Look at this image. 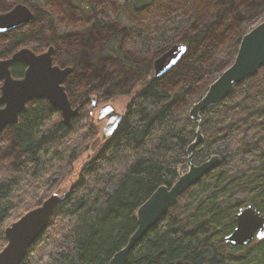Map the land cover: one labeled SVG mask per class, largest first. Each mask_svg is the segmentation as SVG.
Listing matches in <instances>:
<instances>
[{"label": "trees", "instance_id": "obj_1", "mask_svg": "<svg viewBox=\"0 0 264 264\" xmlns=\"http://www.w3.org/2000/svg\"><path fill=\"white\" fill-rule=\"evenodd\" d=\"M3 2L46 8L26 26L0 35L1 59L22 45L34 50L49 42L53 64L73 68L64 82L72 105L88 99L89 87L99 100L129 96L117 129L79 170L21 262L108 264L135 232L137 209L187 169L186 149L198 126L189 111L233 62L264 0H187L189 18L171 11L155 22V9L161 10L156 0ZM60 9L64 16L85 17L87 24L60 28L63 24L54 18ZM177 42L187 45L185 55L156 78L153 61ZM24 70L17 63L12 76L20 78ZM131 83L134 88L126 91ZM84 108L64 125L60 118L51 121L59 113L46 100H34L18 123L0 134V144L3 133L10 137L14 154L0 175V251L6 244V219L17 220L41 205L95 139ZM201 132L193 164L216 155L220 165L178 197L130 250L126 264H264V239L246 246L224 241L240 207L253 205L264 214V66L201 113ZM16 210L21 212L13 214Z\"/></svg>", "mask_w": 264, "mask_h": 264}, {"label": "water", "instance_id": "obj_2", "mask_svg": "<svg viewBox=\"0 0 264 264\" xmlns=\"http://www.w3.org/2000/svg\"><path fill=\"white\" fill-rule=\"evenodd\" d=\"M33 14L22 4L14 5L9 11L0 14V34L28 23ZM187 51V45L177 42L153 61V72L159 78L176 66ZM54 48L35 53L28 47L17 49L10 57L0 59V134L8 127L18 123L20 114L27 103L46 100L56 109L64 125H70L78 117L80 105L72 106L65 91L64 82L73 71L71 66L60 67L53 64ZM23 63V76H12L11 67ZM264 66V21L255 25L240 40L237 54L228 66L207 88L205 94L190 109L189 117L198 123L195 138L188 145L187 169L170 187L160 186L137 209V228L126 246L114 254L108 264H126L130 250L141 238L167 214L177 202L178 197L198 182L205 174L220 165L216 155L205 162L194 165L193 152L203 141L201 132V113L227 98L234 87L248 77L257 74ZM91 106H96V97H91ZM111 103L98 108L97 120L104 121L102 137L109 139L122 120ZM65 194L52 193L41 205L27 211L4 230L6 246L0 251V264H21L30 247L47 228L58 204ZM254 238L264 239V214L253 205L240 207L235 217V227L225 236L224 241L233 246H246Z\"/></svg>", "mask_w": 264, "mask_h": 264}, {"label": "rangeland", "instance_id": "obj_3", "mask_svg": "<svg viewBox=\"0 0 264 264\" xmlns=\"http://www.w3.org/2000/svg\"><path fill=\"white\" fill-rule=\"evenodd\" d=\"M3 1H5V0H0V2H3ZM163 1L164 0H156V2H158L157 5L161 7V10L155 9V17L153 19L151 18L152 19L151 22H155V19L158 20L159 17L160 18L162 16L164 17L166 14L170 13L171 11H173V12L178 11V12L184 14L188 18L191 16V11H192L191 7L188 5H185L187 0H170V2L173 3L171 5L168 2H164L165 4H163L162 3ZM41 7L43 9L46 8V6H40V5L37 6V8H41ZM4 8H5V6L0 3V12L1 13H4L3 12ZM57 12H58V14H57ZM57 12H54V14H55L54 18L57 19V21H58L57 24L58 23L63 24V26L60 27L62 29L70 31V25L71 26L72 25H80L83 23L87 24L85 22L86 21L85 17H81V19L79 17L75 18V14L74 15L72 14L70 16H68V15L64 16L63 15L64 14L63 9L57 10ZM71 16H73V17H71ZM262 21H264V4H262V7L258 10V12H256L252 16V19L250 20V27L251 26L254 27L255 25L259 24ZM79 22H81V23H79ZM58 30H60V29H58ZM44 44H45V42L38 44V49L43 47ZM4 48H5V46L3 44H0V53ZM151 60H152V58L147 59V61H149V63L151 62ZM0 86H1V82H0ZM132 88H134V87H132V83H131L128 86H126L125 90L128 91ZM98 91H104V89L98 87ZM96 92H97V90L92 89L91 87L87 88V90H86V93L88 94V98H91L94 95L96 96L97 95ZM128 100H129V96H127L125 94L107 95V99H105V100L97 99V106L95 108H91L89 106V104L91 103V101H89V104L84 109H86V111H89V112H90V110H92V115L90 116L89 121H90V124L92 125V127L97 132V135H96L95 139L93 140V142L91 143L89 149H87V151L83 152L81 154V156L73 163L71 173L66 176V178L61 182V184L59 186H57L56 188L51 190L52 193H58L59 195H62L63 192L67 191V189L71 186V184L75 182L79 170L87 163V161L89 159L94 157L100 151V149L103 147V145L108 141V139H104L102 137V128L104 125V121L99 122L97 120V109H98V107H100L101 105H103L105 103H111L114 106L116 112L123 115L125 113ZM58 118L61 119V115H59V114L54 115L52 117L51 121H55ZM13 157H14V154L11 151L10 137L6 133H3V138H2V141L0 144V175H4L6 173V171L8 170V166H9L11 160L13 159ZM185 171L186 170H184V172ZM17 212H21V211L16 210L13 212V214H16ZM15 220L16 219L14 216H10L8 219H6V221L4 223L5 228L9 227L12 223L15 222ZM5 246H6V244L4 245V247Z\"/></svg>", "mask_w": 264, "mask_h": 264}, {"label": "flooded vegetation", "instance_id": "obj_4", "mask_svg": "<svg viewBox=\"0 0 264 264\" xmlns=\"http://www.w3.org/2000/svg\"><path fill=\"white\" fill-rule=\"evenodd\" d=\"M0 3L3 4V5L5 6V8L3 9V12H4V13L7 12V11H9V10H10L14 5H16V4H22V5H25L26 7L29 8V10L31 11V13L33 14L31 20H32L33 17L36 15V12H37L38 10H44L42 7H41V8H37V6H39L38 4H36V6H31L28 2H0ZM85 7H86V5H85ZM0 14H1V12H0ZM28 23H29V22H28ZM26 24H27V23H26ZM26 24L21 25V26H18L17 28H15V29H13V30H11V31L18 30V29H20L21 27L26 26ZM11 31H8V32H11ZM8 32L3 33V34H0V35L7 34ZM50 46H52V47L54 48V45H52V44L49 43V42H46L45 45H44L43 47H41L40 49L36 48V49H34L33 51H34L35 53L39 54V53L45 52ZM21 47H26V45H22V46L18 47V49L21 48ZM28 48H29V47H28ZM30 49H31V48H30ZM53 53H54V52H53ZM94 96H95V95H94ZM95 97H96V96H95ZM89 101H91V98H88V99L83 100V101H79L78 103L73 104L72 106H78V105H80V106H81V107H80V111H81L82 108L86 107V106L89 104ZM91 102H92V101H91ZM89 106H90L91 108H95V107L97 106V97H96V106H95V107H92V106H91V103L89 104ZM98 108H99V107H98ZM58 113H59V112H58ZM97 113H98V109H97ZM89 114H90V116L92 115V110H90ZM59 115H60V113H59ZM61 119H62V118H61ZM63 193H64V192H63ZM63 193H62V194H63ZM254 240H257V239L254 238L252 241H254ZM252 241H251V242H252Z\"/></svg>", "mask_w": 264, "mask_h": 264}]
</instances>
